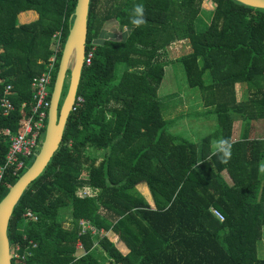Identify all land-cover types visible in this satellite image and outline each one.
I'll list each match as a JSON object with an SVG mask.
<instances>
[{
	"label": "trees",
	"instance_id": "16d2710c",
	"mask_svg": "<svg viewBox=\"0 0 264 264\" xmlns=\"http://www.w3.org/2000/svg\"><path fill=\"white\" fill-rule=\"evenodd\" d=\"M76 2L0 0V100L9 84L15 107L9 116L0 113V165L9 149L5 130L16 133L21 105L31 107V81L45 70L57 31L63 50ZM141 4L145 23L134 27ZM26 12L35 17L19 22ZM87 29L86 52L93 41L97 46L81 72L83 102L70 113L50 163L14 208L10 245H37L27 264H264L257 253L264 237V133L257 136L254 126L264 120V10L235 0H90ZM184 40L191 52L177 61L218 124L197 143L169 131L157 96L166 66L159 54ZM237 84L247 92L240 101ZM222 141L230 146L226 163ZM33 160L18 175L5 173L0 201ZM28 210L37 221L23 218ZM81 220L96 234L80 235ZM110 231L126 254L105 235ZM78 240L86 251L80 257Z\"/></svg>",
	"mask_w": 264,
	"mask_h": 264
},
{
	"label": "water",
	"instance_id": "95a60500",
	"mask_svg": "<svg viewBox=\"0 0 264 264\" xmlns=\"http://www.w3.org/2000/svg\"><path fill=\"white\" fill-rule=\"evenodd\" d=\"M245 6L264 10V0H235ZM90 0H77L71 16V26L65 40L55 82L50 96V107L44 139L31 166L9 188L0 201V264H11V245L8 226L14 208L28 186L46 169L63 139L66 123L72 111L80 83L87 43V23ZM69 73L67 92L62 99Z\"/></svg>",
	"mask_w": 264,
	"mask_h": 264
},
{
	"label": "built area",
	"instance_id": "2783aa9c",
	"mask_svg": "<svg viewBox=\"0 0 264 264\" xmlns=\"http://www.w3.org/2000/svg\"><path fill=\"white\" fill-rule=\"evenodd\" d=\"M127 31V29H124ZM122 34V33H121ZM62 33L57 31L52 36V55L46 63L45 70L32 79L31 87L33 91L32 105L26 110V104L21 105V119L16 133L11 134L9 129L5 133L9 136V149L5 156V162L0 165V184L7 171H11L13 175H18L24 170L26 160L34 159L39 152L40 146L44 139L47 115L50 107V89L52 84V75L55 69L57 54L62 50ZM97 44L93 41L88 52L85 53L84 65H90L93 53ZM12 86L6 85L4 95L0 100V113L2 116H9L15 107L11 101ZM81 96H76L72 111H75L82 104ZM71 111V112H72ZM212 214L219 220L223 221V215L216 209H211ZM23 218L37 221V217L30 211H26ZM80 235L87 232L95 235V228L85 220L79 222ZM103 232H101V235ZM37 247L34 242L29 241L25 249L18 244L11 246L10 260L11 264H27L28 257L33 255V250ZM77 256L86 254L80 240L76 243Z\"/></svg>",
	"mask_w": 264,
	"mask_h": 264
},
{
	"label": "rangeland",
	"instance_id": "374dc122",
	"mask_svg": "<svg viewBox=\"0 0 264 264\" xmlns=\"http://www.w3.org/2000/svg\"><path fill=\"white\" fill-rule=\"evenodd\" d=\"M202 13L205 16V22H209L210 13L209 9H203ZM26 15V14H24ZM210 15V16H209ZM19 22H23V13L19 15ZM199 29V28H198ZM126 32V31H124ZM119 33V34H118ZM115 36H121V32L117 31ZM106 38H110L109 35H106ZM190 44L187 40L178 41L171 43L159 54L160 61L165 64V74L162 83L160 84L157 92L158 99L161 103V114L165 121L169 123V131L178 134L179 136L194 142H199L206 136L214 134L218 128V124L213 112V107L206 108L203 105V98L201 96V91L196 88H190L188 86L185 72L180 62L177 60L190 53ZM205 83H209V73L207 72L203 77ZM69 84V73L66 78L64 89L62 93V99L64 98ZM237 96L240 98L243 95V98L246 96V90L244 87H237ZM184 113H187L188 118L183 122L174 121L175 113L174 110H182ZM210 115V117H208ZM201 117H208L212 123H207L206 125H201L200 120H203ZM259 126L256 131V135L261 137L264 133V120L258 121ZM172 125H177L176 130H171ZM239 124L233 126V134L236 138L239 131ZM232 134V135H233ZM217 145L213 144L212 148H216ZM225 180L230 182L229 177L224 174ZM143 193L146 191L143 190ZM264 236V235H263ZM259 257L264 258V237L258 242V251Z\"/></svg>",
	"mask_w": 264,
	"mask_h": 264
},
{
	"label": "crops",
	"instance_id": "0c3cea01",
	"mask_svg": "<svg viewBox=\"0 0 264 264\" xmlns=\"http://www.w3.org/2000/svg\"><path fill=\"white\" fill-rule=\"evenodd\" d=\"M24 14H26V15H24ZM34 17H35V15H34L33 12L23 13V21L24 22H27L30 19H33ZM190 50H191V47H190ZM236 86L237 87H242L240 84H237ZM236 96H237V88H236ZM242 98H243V95L240 98H238V96H237V100L238 101L242 100ZM174 113H175L174 121H176L178 123L186 121V119L188 118L187 113L186 114L184 113L183 108L180 111L174 110ZM208 117H210V115ZM208 117H201L203 120H200V124L201 125H206L207 123H212L210 120H208ZM237 123L240 125L239 126V131H238V134H237L236 138H235L234 134L232 135V140L233 141L237 140L239 138V135H240L241 121H239V120L235 121L233 123V126L237 125ZM254 126H255V131H257L259 123L258 122L255 123ZM176 128H177V125H175V126L172 125L171 130H174V129L176 130ZM195 143H197V142H195ZM63 220H64V226L68 227L70 225V222H71V214H70L69 211H67L65 213V217H64ZM105 235L108 237V239L110 241H112L115 244V246L121 251L122 254H126L128 252L127 247L121 242V240L119 239V237L116 234H114L113 232L110 231V232H105Z\"/></svg>",
	"mask_w": 264,
	"mask_h": 264
},
{
	"label": "clouds",
	"instance_id": "9594fccd",
	"mask_svg": "<svg viewBox=\"0 0 264 264\" xmlns=\"http://www.w3.org/2000/svg\"><path fill=\"white\" fill-rule=\"evenodd\" d=\"M145 23L144 19V8L143 5H137L134 8L133 16L131 18V24L134 27H140ZM230 146L227 145V142L222 141L221 144L218 146V150L223 153V162H227L228 157L230 156ZM78 259V257H77Z\"/></svg>",
	"mask_w": 264,
	"mask_h": 264
}]
</instances>
